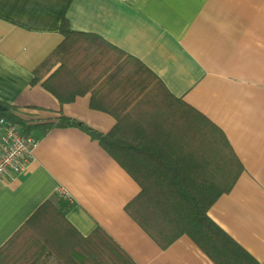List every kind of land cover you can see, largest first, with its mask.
Listing matches in <instances>:
<instances>
[{
	"label": "crops",
	"instance_id": "obj_1",
	"mask_svg": "<svg viewBox=\"0 0 264 264\" xmlns=\"http://www.w3.org/2000/svg\"><path fill=\"white\" fill-rule=\"evenodd\" d=\"M63 15L71 32L99 38L161 83L168 104L156 120L176 130L166 141H183L189 150V122L197 115L222 133L242 172L207 217L264 264V0H0V107L37 140L21 174L0 178V264H14L15 235L47 202L66 204L65 220L80 237L100 229L134 264H213L186 236L165 250L150 240L124 210L139 186L86 133L38 130L61 117L101 135L116 125L89 108V94L61 106L33 82L35 69L63 42ZM152 106L140 120L151 118ZM185 124L186 138L177 132Z\"/></svg>",
	"mask_w": 264,
	"mask_h": 264
},
{
	"label": "trees",
	"instance_id": "obj_2",
	"mask_svg": "<svg viewBox=\"0 0 264 264\" xmlns=\"http://www.w3.org/2000/svg\"><path fill=\"white\" fill-rule=\"evenodd\" d=\"M59 33L63 42L35 69L33 82H41L61 106L89 94V108L112 117L116 125L101 135L61 117L55 126L38 130L76 128L96 141L139 186L124 210L159 249L186 236L213 264H257L207 217L242 172L222 133L197 115L189 122V150L183 141H166L176 130L156 120L155 112L168 100L151 72L99 38L71 32L65 15ZM149 104L151 118L140 120ZM0 118L19 125L25 135L33 132L9 110ZM186 130L185 124L177 132L186 138ZM188 151L193 154L186 157ZM66 207L47 202L34 213L11 243L19 248L14 264H41L48 257L56 264H134L102 230L80 237L65 220Z\"/></svg>",
	"mask_w": 264,
	"mask_h": 264
},
{
	"label": "built area",
	"instance_id": "obj_3",
	"mask_svg": "<svg viewBox=\"0 0 264 264\" xmlns=\"http://www.w3.org/2000/svg\"><path fill=\"white\" fill-rule=\"evenodd\" d=\"M36 145V138L23 134L19 126L0 118V178L13 180L21 174L32 160ZM60 194L62 199L69 201L65 193Z\"/></svg>",
	"mask_w": 264,
	"mask_h": 264
},
{
	"label": "water",
	"instance_id": "obj_4",
	"mask_svg": "<svg viewBox=\"0 0 264 264\" xmlns=\"http://www.w3.org/2000/svg\"><path fill=\"white\" fill-rule=\"evenodd\" d=\"M0 111H1V112H5V109L2 108V107H0Z\"/></svg>",
	"mask_w": 264,
	"mask_h": 264
},
{
	"label": "rangeland",
	"instance_id": "obj_5",
	"mask_svg": "<svg viewBox=\"0 0 264 264\" xmlns=\"http://www.w3.org/2000/svg\"><path fill=\"white\" fill-rule=\"evenodd\" d=\"M68 201V200H67ZM57 262V261H56ZM13 264V263H12ZM42 264V263H41Z\"/></svg>",
	"mask_w": 264,
	"mask_h": 264
}]
</instances>
